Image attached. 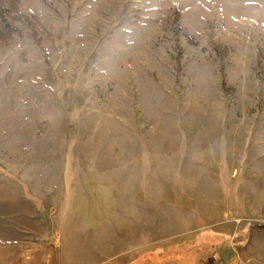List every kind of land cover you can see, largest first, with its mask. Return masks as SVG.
<instances>
[{"label":"rangeland","instance_id":"obj_1","mask_svg":"<svg viewBox=\"0 0 264 264\" xmlns=\"http://www.w3.org/2000/svg\"><path fill=\"white\" fill-rule=\"evenodd\" d=\"M241 260L264 264V0H0V264Z\"/></svg>","mask_w":264,"mask_h":264},{"label":"trees","instance_id":"obj_2","mask_svg":"<svg viewBox=\"0 0 264 264\" xmlns=\"http://www.w3.org/2000/svg\"><path fill=\"white\" fill-rule=\"evenodd\" d=\"M7 177H9V178H11V179H15L16 180V178L14 177V176H12V175H9V174H5ZM27 198H30V199H32L37 205H39L40 204V201H38L37 199H35L33 196H29L28 194H27Z\"/></svg>","mask_w":264,"mask_h":264},{"label":"built area","instance_id":"obj_3","mask_svg":"<svg viewBox=\"0 0 264 264\" xmlns=\"http://www.w3.org/2000/svg\"><path fill=\"white\" fill-rule=\"evenodd\" d=\"M249 262L248 261H242L239 263V264H248Z\"/></svg>","mask_w":264,"mask_h":264}]
</instances>
